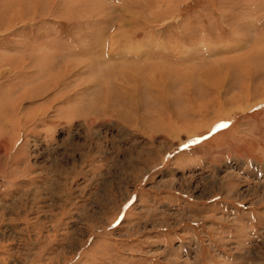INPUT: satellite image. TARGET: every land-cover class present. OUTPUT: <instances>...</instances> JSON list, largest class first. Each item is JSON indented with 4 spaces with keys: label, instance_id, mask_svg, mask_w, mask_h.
Here are the masks:
<instances>
[{
    "label": "rangeland",
    "instance_id": "1",
    "mask_svg": "<svg viewBox=\"0 0 264 264\" xmlns=\"http://www.w3.org/2000/svg\"><path fill=\"white\" fill-rule=\"evenodd\" d=\"M0 264H264V0H0Z\"/></svg>",
    "mask_w": 264,
    "mask_h": 264
}]
</instances>
